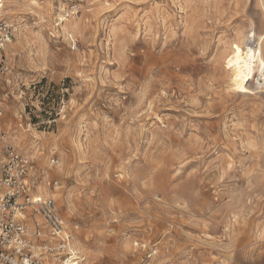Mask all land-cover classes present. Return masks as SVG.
<instances>
[{
  "label": "rangeland",
  "instance_id": "obj_1",
  "mask_svg": "<svg viewBox=\"0 0 264 264\" xmlns=\"http://www.w3.org/2000/svg\"><path fill=\"white\" fill-rule=\"evenodd\" d=\"M1 6L4 142L80 264H264V94L229 51L264 30L258 0Z\"/></svg>",
  "mask_w": 264,
  "mask_h": 264
},
{
  "label": "built area",
  "instance_id": "obj_2",
  "mask_svg": "<svg viewBox=\"0 0 264 264\" xmlns=\"http://www.w3.org/2000/svg\"><path fill=\"white\" fill-rule=\"evenodd\" d=\"M4 38L0 48L9 42ZM38 183L33 160L5 144L0 119V264H80L72 232L63 231L54 200L38 192Z\"/></svg>",
  "mask_w": 264,
  "mask_h": 264
},
{
  "label": "bare ground",
  "instance_id": "obj_3",
  "mask_svg": "<svg viewBox=\"0 0 264 264\" xmlns=\"http://www.w3.org/2000/svg\"><path fill=\"white\" fill-rule=\"evenodd\" d=\"M258 2L264 19V0H258ZM2 16L1 6L0 17ZM59 21L62 31L66 34L71 33V23L66 22V19L61 15H59ZM261 32L256 34L258 41L254 32L250 31L241 43H234L229 47L233 66L232 75L236 86L239 88L238 91L251 94V96L252 94H264V30ZM251 79L253 82H251ZM39 186L37 188L38 192L44 194L42 186ZM35 217L33 216V218Z\"/></svg>",
  "mask_w": 264,
  "mask_h": 264
}]
</instances>
